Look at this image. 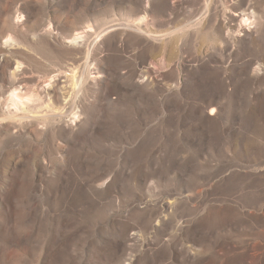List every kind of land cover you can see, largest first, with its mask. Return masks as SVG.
<instances>
[{"label":"rangeland","instance_id":"1","mask_svg":"<svg viewBox=\"0 0 264 264\" xmlns=\"http://www.w3.org/2000/svg\"><path fill=\"white\" fill-rule=\"evenodd\" d=\"M0 264H264V0H0Z\"/></svg>","mask_w":264,"mask_h":264},{"label":"bare ground","instance_id":"2","mask_svg":"<svg viewBox=\"0 0 264 264\" xmlns=\"http://www.w3.org/2000/svg\"><path fill=\"white\" fill-rule=\"evenodd\" d=\"M80 37H76L75 41L78 40ZM8 64V63H7ZM16 70H14L13 72H10L9 75H8V80L9 82H12L14 79H16V77L18 76V67L15 68ZM48 84H50L49 86H52V91H51V94H49V96L51 95L52 97H57L56 95V86L58 83H53L51 84L50 82H48ZM32 97L31 96H28V95H22V94H19V92H15V91H12L9 95V98L7 100V105L10 106V107H13L15 109V111H23V107L22 105L25 104L24 101H29L31 100ZM8 108V113L10 112V108ZM12 128V125H6L5 127V130L8 131V130H11Z\"/></svg>","mask_w":264,"mask_h":264}]
</instances>
